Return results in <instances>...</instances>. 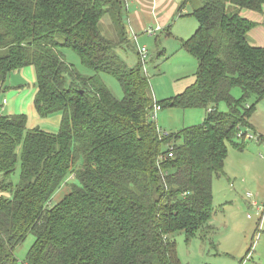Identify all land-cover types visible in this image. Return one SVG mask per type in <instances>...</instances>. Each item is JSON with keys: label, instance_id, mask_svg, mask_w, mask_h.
Masks as SVG:
<instances>
[{"label": "trees", "instance_id": "obj_1", "mask_svg": "<svg viewBox=\"0 0 264 264\" xmlns=\"http://www.w3.org/2000/svg\"><path fill=\"white\" fill-rule=\"evenodd\" d=\"M126 2L0 0V94L14 89L7 84L14 72L33 67L36 115L60 116L53 134L28 128L23 114H0V264H19L14 251L28 236L33 243L22 264H181L171 235L204 238L228 145L242 152L254 139L250 119L264 100V47L249 44L255 23L243 12L262 15L264 0H201L189 14L196 31L180 41L196 59L194 82L161 101L151 93L141 47L132 48L131 68L116 53L128 43ZM188 2L180 3L178 18ZM105 16L116 41L101 32ZM61 49L94 75L76 73ZM99 74L118 82L121 99ZM164 108L199 109L205 118L166 133L156 124ZM62 187L68 193L50 206Z\"/></svg>", "mask_w": 264, "mask_h": 264}, {"label": "rangeland", "instance_id": "obj_2", "mask_svg": "<svg viewBox=\"0 0 264 264\" xmlns=\"http://www.w3.org/2000/svg\"><path fill=\"white\" fill-rule=\"evenodd\" d=\"M139 1L140 3L136 0H128L123 7L121 25L127 35L128 43L116 49V53L126 66L131 68L137 63L132 48L135 45L146 48L145 70L151 93L155 100L161 101L181 93L183 87L194 82V74L197 70L196 59L181 49L180 41L187 40L196 31L197 22L189 14L193 9L201 6V0H189L182 10L184 17L181 18L177 16V9L183 0ZM135 11L137 13H134ZM140 21L141 24H135ZM155 23L160 26L161 31L154 36H148L145 31L154 30L157 26ZM168 28L170 35L165 34ZM100 29L105 37L116 41L117 35L108 16L102 18ZM131 32L134 34L132 36L136 37V43H133ZM61 52L63 60L72 65L76 73L82 76L94 75L80 62L73 51L61 49ZM18 73L20 72H14L7 83L19 84ZM99 76L116 99L123 97L121 87L113 77L106 74ZM31 89V83L26 87L24 85V93L30 92ZM232 94L236 98L240 97V89L234 88ZM8 95L13 96L11 93ZM218 109L226 111V106L220 104ZM171 111H174L172 117L175 122L174 127L170 124L161 125L162 128L157 125L166 133L199 125L204 119L203 110L199 109L184 111L164 108L157 116L160 115L158 117L160 118L162 114ZM59 119V115L44 120L39 119L34 127L57 133ZM250 124L254 130L250 135L254 139L245 140V149L242 152L228 145L224 176L213 179L214 213L208 223L210 226L208 233L204 238L197 235L188 241L185 240L183 232L171 235L181 264H264V100L258 104ZM258 137H261V140L257 142ZM11 181L14 184L19 182V164ZM67 188L62 187L57 190L49 205L57 204L68 193ZM247 194H250L251 198H248ZM253 202L256 205H253ZM32 243L33 237L28 236L15 249L14 254L19 264L23 263Z\"/></svg>", "mask_w": 264, "mask_h": 264}, {"label": "crops", "instance_id": "obj_3", "mask_svg": "<svg viewBox=\"0 0 264 264\" xmlns=\"http://www.w3.org/2000/svg\"><path fill=\"white\" fill-rule=\"evenodd\" d=\"M136 1L140 3L139 0H136ZM134 13H137V12L135 11ZM243 16L249 21L255 23L254 28H252V30L247 35L249 44L254 47H264V7H263L262 15L253 14L250 12H243ZM141 23L142 22L140 21V22H136L135 24H141ZM155 25H157L156 28H159L161 31L160 26L157 23H155ZM130 35L132 36L134 34H132L131 32ZM19 72L20 73H18V76L20 79V83L19 84H12L11 82L7 83L9 86L14 87V89L8 90L0 94V103H1L0 114L5 115V116L23 114L27 117V127L32 128L34 127V125H37V122H39V119H41L36 115L34 107H33V99L36 93L35 70L33 67H26L20 70ZM29 83L32 84V89L30 92L24 93V85L26 87L27 85H29ZM187 87H183L182 89L184 90ZM10 93L13 94V96H9L8 94ZM6 95L8 96L6 97ZM173 112L174 111H171L166 114H162L160 118H158L160 115L156 116V124L160 127L161 125L167 126L168 124L174 127L175 122L172 119L174 115ZM34 116H36L37 118H33ZM202 118H205V113L203 111H202ZM34 121H35V124H33ZM249 195L250 194H247V197L251 198V195L250 197ZM252 204L256 205L255 202H253Z\"/></svg>", "mask_w": 264, "mask_h": 264}, {"label": "built area", "instance_id": "obj_4", "mask_svg": "<svg viewBox=\"0 0 264 264\" xmlns=\"http://www.w3.org/2000/svg\"><path fill=\"white\" fill-rule=\"evenodd\" d=\"M159 30H160L159 28H155V29H154V33L157 32V31H159ZM152 31H153V30H148V33H149V34H152ZM139 54H140V56L142 57V59H145L146 54H147L146 48H145V47H141V48L139 49ZM154 109H155V112H156V111L159 110V107L155 106ZM169 157H171V153L169 154ZM249 197H250V195H249Z\"/></svg>", "mask_w": 264, "mask_h": 264}]
</instances>
